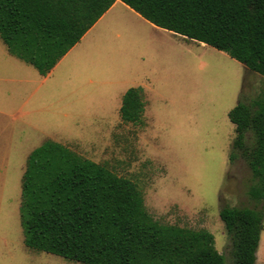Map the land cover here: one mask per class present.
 Returning <instances> with one entry per match:
<instances>
[{
	"label": "rangeland",
	"instance_id": "obj_1",
	"mask_svg": "<svg viewBox=\"0 0 264 264\" xmlns=\"http://www.w3.org/2000/svg\"><path fill=\"white\" fill-rule=\"evenodd\" d=\"M132 87L145 93L139 124L120 118ZM263 88L264 77L226 53L121 5L48 78L10 56L0 39V264H82L24 245L21 180L28 155L45 140L133 181L155 221L209 231L229 259L220 210L253 206V176L242 158L229 162L228 113ZM256 264H264V231Z\"/></svg>",
	"mask_w": 264,
	"mask_h": 264
},
{
	"label": "trees",
	"instance_id": "obj_2",
	"mask_svg": "<svg viewBox=\"0 0 264 264\" xmlns=\"http://www.w3.org/2000/svg\"><path fill=\"white\" fill-rule=\"evenodd\" d=\"M152 25L224 52L264 77V0H120ZM116 0H0V39L9 54L47 76ZM142 88H129L120 118L143 121ZM232 164L242 158L252 207L222 206L229 259L212 233L160 224L131 180L47 140L22 176L24 245L82 264H256L264 231V88L229 111Z\"/></svg>",
	"mask_w": 264,
	"mask_h": 264
},
{
	"label": "crops",
	"instance_id": "obj_3",
	"mask_svg": "<svg viewBox=\"0 0 264 264\" xmlns=\"http://www.w3.org/2000/svg\"><path fill=\"white\" fill-rule=\"evenodd\" d=\"M118 5H121V6H124L125 8H127L128 10H130L133 14H135L136 16H138L139 18H142L139 14H137L135 11H133L131 8H129L127 5H125L123 2H121L120 0H116V2L113 4V6L100 18V20L83 36V38L81 39V41H83L91 32L92 30H94V28H96L99 24H101L102 22H104V20L106 18H108V16L112 15V12H114L116 6ZM143 19V18H142ZM145 20V19H144ZM148 22V21H147ZM151 24V23H150ZM152 25V24H151ZM154 26V25H153ZM156 27V26H155ZM158 28V27H156ZM172 33V32H170ZM174 34V33H172ZM176 35V34H174ZM176 36H179V35H176ZM183 40H185L186 42H189V43H193V44H200L201 46H207L206 44L204 43H199V42H196V41H192V40H189V39H186L182 36H180ZM79 44V43H78ZM76 45L57 63V65L52 69V71L47 75V76H42V77H50L54 72H56L57 70L60 69V67L63 65V63L66 61V59L69 57V55L71 54V52L75 49ZM7 48V47H6ZM8 51V50H7ZM9 54V52H8ZM10 56H12L11 54H9ZM14 57V56H12ZM16 58V57H15ZM18 59V58H17ZM20 60V59H19ZM22 61V60H21ZM31 66V65H30ZM34 68V67H33ZM37 71V70H36ZM38 72V71H37ZM40 75V74H39ZM41 76V75H40ZM146 88V87H145ZM125 94V93H124ZM123 94V95H124ZM145 95V93H143V96ZM144 99V98H143ZM145 102V100H144ZM122 105V104H121ZM121 108V106H120ZM145 114V113H144ZM132 124V123H131ZM47 141V140H45ZM44 141V142H45ZM43 142V143H44ZM31 154V153H30ZM29 154V155H30ZM28 155V157H29ZM28 157H27V160H28ZM27 160H26V163H27ZM25 168H26V165H25ZM25 168H24V171H25ZM24 173V172H23ZM21 184H22V180H21ZM262 235H263V232H262ZM262 238V236H261Z\"/></svg>",
	"mask_w": 264,
	"mask_h": 264
},
{
	"label": "bare ground",
	"instance_id": "obj_4",
	"mask_svg": "<svg viewBox=\"0 0 264 264\" xmlns=\"http://www.w3.org/2000/svg\"><path fill=\"white\" fill-rule=\"evenodd\" d=\"M207 47V46H206Z\"/></svg>",
	"mask_w": 264,
	"mask_h": 264
}]
</instances>
